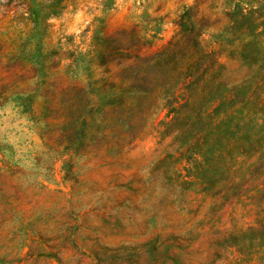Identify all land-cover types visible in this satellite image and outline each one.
<instances>
[{
  "label": "rangeland",
  "instance_id": "obj_1",
  "mask_svg": "<svg viewBox=\"0 0 264 264\" xmlns=\"http://www.w3.org/2000/svg\"><path fill=\"white\" fill-rule=\"evenodd\" d=\"M0 264H264V0H0Z\"/></svg>",
  "mask_w": 264,
  "mask_h": 264
},
{
  "label": "trees",
  "instance_id": "obj_2",
  "mask_svg": "<svg viewBox=\"0 0 264 264\" xmlns=\"http://www.w3.org/2000/svg\"><path fill=\"white\" fill-rule=\"evenodd\" d=\"M196 22L191 23V27H186L185 32H187V35H184L177 39L174 42H170L162 51L156 53L153 56H150L149 58H145L143 60V64L146 65L145 71L146 73L150 71H154L157 68H164L168 64H170V70L166 71L168 77L166 80L162 83L154 82L152 85H156L163 88H170V81L172 77L170 78L169 74H171L172 70H174V58L175 54H177L176 51L178 49L183 48L185 51L184 57L187 59V63L184 70V76L186 81H184V89L189 91L193 85H197L200 89L209 88L211 86H219V83H215L218 74L220 73V69L222 68V64L219 63L215 58V51L212 50H206L202 46H200V43L197 40H194L193 43L185 42L186 38L189 35H193L196 31ZM198 35L199 33H195ZM206 61V63H204ZM145 73V74H146ZM137 74L140 75L139 71H137ZM145 74H141L140 76L143 77L145 80L147 76ZM140 76L134 75L131 77L132 80H138L140 81ZM179 76V74L177 75ZM191 77H194V79L191 80ZM134 88L147 91L148 88H140L137 85H132ZM189 96L186 103H190ZM217 100H221L220 98L212 97L209 101V103H214ZM224 100V99H223ZM229 99H227L228 101ZM225 101V100H224ZM169 102V101H168Z\"/></svg>",
  "mask_w": 264,
  "mask_h": 264
}]
</instances>
